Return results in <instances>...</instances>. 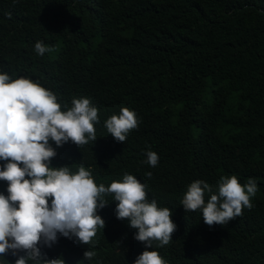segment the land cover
<instances>
[{
  "label": "trees",
  "instance_id": "1",
  "mask_svg": "<svg viewBox=\"0 0 264 264\" xmlns=\"http://www.w3.org/2000/svg\"><path fill=\"white\" fill-rule=\"evenodd\" d=\"M37 41L54 51L37 55ZM0 73L39 83L62 110L74 97L98 108L95 146H64L50 167L143 175L150 146L158 181L257 177L260 196L242 216L204 228L176 212L174 237L154 249L167 264H264V0H0ZM122 107L140 119L124 143L104 127ZM117 235L131 241L124 225ZM94 247L105 264L129 260L121 249L118 263L102 234Z\"/></svg>",
  "mask_w": 264,
  "mask_h": 264
},
{
  "label": "clouds",
  "instance_id": "2",
  "mask_svg": "<svg viewBox=\"0 0 264 264\" xmlns=\"http://www.w3.org/2000/svg\"><path fill=\"white\" fill-rule=\"evenodd\" d=\"M34 50L43 56L54 48L37 41ZM69 102L62 110L39 83L0 73V264H105L94 247L99 234L116 257L123 250L127 264H167L165 253L154 248L171 242L176 212L193 215L204 228L227 225L260 196L255 176L243 185L235 175L218 176L217 185L202 173L181 186L182 175L169 171L158 181L152 173L159 156L150 146L143 175L128 165L115 166L114 178L92 176L83 165L74 174L66 166L50 167L64 146L92 149L99 138L98 108L88 97ZM139 124L127 107L104 121L121 143ZM100 149L94 153L107 156ZM122 225L131 234L125 244L117 235Z\"/></svg>",
  "mask_w": 264,
  "mask_h": 264
}]
</instances>
